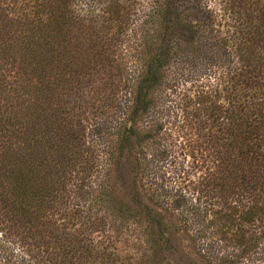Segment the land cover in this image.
<instances>
[{
  "label": "trees",
  "instance_id": "trees-1",
  "mask_svg": "<svg viewBox=\"0 0 264 264\" xmlns=\"http://www.w3.org/2000/svg\"><path fill=\"white\" fill-rule=\"evenodd\" d=\"M138 1L0 0V213L62 264L129 261L121 232L137 257L172 260L181 233L205 264H264V0H219L226 22L207 0H149L132 27ZM106 69L126 76L110 97L91 78Z\"/></svg>",
  "mask_w": 264,
  "mask_h": 264
},
{
  "label": "rangeland",
  "instance_id": "rangeland-1",
  "mask_svg": "<svg viewBox=\"0 0 264 264\" xmlns=\"http://www.w3.org/2000/svg\"><path fill=\"white\" fill-rule=\"evenodd\" d=\"M207 2L215 8L218 15H221L223 21H229L228 15L225 16L226 12L223 11L224 3L220 2L219 0H207ZM105 5L106 2L97 5L94 9L95 13L100 14V11ZM76 6L84 12L85 8L81 2H78ZM149 7V0H139L136 4L132 3L130 14V25L132 27L138 24L139 21L143 20V15L148 12ZM118 49L120 48H118L116 44H113L110 56L115 60L114 65L122 66L125 63L130 65L132 59H121L120 51H118ZM113 74L114 72L111 69H106L103 71L99 70L98 73H93L91 76L95 85L99 86L104 95L107 97H110L113 93L114 85H120L122 80H124L126 77L124 76L120 81H118L119 77L111 78ZM171 139L177 145L174 151H176V154L178 155V166L185 168L184 172L186 179L196 182L203 173L199 170H203L202 166L205 167L195 152L196 147L194 148V146H196V142L198 141L197 137L192 131L182 129L177 130L174 135L172 132ZM167 170L170 172L171 177L175 176V172L176 175H178V173L180 174L181 172L180 167L176 168L170 166ZM167 184L173 185V181H169ZM196 184L197 183H194V185ZM110 186H112L111 189L120 196H122V193L125 194V191L127 190L120 185V181L116 178L111 181ZM48 230L52 231V233L55 230H64V234L66 233V229L63 228L62 225L58 227L53 226ZM67 231L70 233L72 230L69 228ZM120 235L121 236L117 237L116 242L114 241V244L111 246L117 247L120 253L123 251V254L121 253L122 256L125 254L130 258H128L129 261L122 262L119 260L117 264H190L191 261L198 264H205L204 260H200L198 248L196 249L194 246H192L187 241V238L181 233L177 235L176 239H174L177 252L174 258L169 261L164 259L161 261L159 259V261H157L155 258H152L149 255L147 257H137L138 254H141L144 251L140 250L137 252V246L135 245V242L130 234L125 235V232H121ZM51 243V236H47L46 233L45 236L42 237V235H38L34 232H31V234L28 235L27 233L17 231V229H14L10 223L6 222L5 217L0 213V264H62L60 263V260L62 259L58 258V252L52 249Z\"/></svg>",
  "mask_w": 264,
  "mask_h": 264
}]
</instances>
